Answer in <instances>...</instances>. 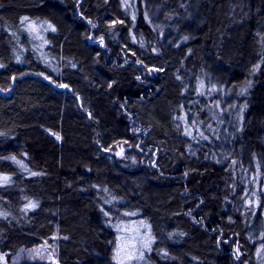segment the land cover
<instances>
[{
	"label": "trees",
	"instance_id": "16d2710c",
	"mask_svg": "<svg viewBox=\"0 0 264 264\" xmlns=\"http://www.w3.org/2000/svg\"><path fill=\"white\" fill-rule=\"evenodd\" d=\"M257 169L264 0H0V264L55 233L21 264H262ZM130 220L152 239L122 263Z\"/></svg>",
	"mask_w": 264,
	"mask_h": 264
},
{
	"label": "rangeland",
	"instance_id": "374dc122",
	"mask_svg": "<svg viewBox=\"0 0 264 264\" xmlns=\"http://www.w3.org/2000/svg\"><path fill=\"white\" fill-rule=\"evenodd\" d=\"M210 88H212V86H210ZM206 89L205 91L199 92L200 94H203L204 98H207L209 95L212 96L210 92H207L209 90V87L208 90ZM239 98H241V94L235 93V95H232L231 98H228L230 100H226L224 106L222 107H220L219 103L215 99L211 100L210 106L213 105L217 110L215 114L213 113L211 120H215V122H217L220 126L227 124V127H232L231 129L235 130V118L233 119L234 121H228V119L233 118V114L234 112L236 113L237 109H242V102ZM222 108L223 112L221 110ZM216 133L217 132H212V135L213 137L218 138V140L220 141V134ZM196 134V137H200L202 135L199 132H196ZM111 153L117 154L118 156L126 158L129 161H136L134 152H132L130 148L125 145L115 146V148L111 150ZM231 163L234 162L231 161ZM250 187L254 188V191L257 190L262 192L264 190V171H260L259 169L256 170L253 176V181H251L250 183ZM252 199L253 200H250L252 201L251 203L256 202L255 198ZM248 202L249 200L247 201V203ZM262 211L264 213V208L262 209ZM148 230V224L142 220H130L128 222H123V224L120 225L118 236L116 239L115 251V255L120 262L125 263V261L130 258H133L134 260L141 259L145 250L144 248L149 247V243L152 239L151 234L148 232ZM57 239L58 235L55 233L42 244L30 248L22 247L11 257L10 261L7 264H21V262L23 261H45L55 263L57 259ZM262 246L264 248V241ZM233 250L236 251L238 255L240 254L237 247H234ZM262 264H264V260Z\"/></svg>",
	"mask_w": 264,
	"mask_h": 264
},
{
	"label": "snow or ice",
	"instance_id": "6c2138e0",
	"mask_svg": "<svg viewBox=\"0 0 264 264\" xmlns=\"http://www.w3.org/2000/svg\"><path fill=\"white\" fill-rule=\"evenodd\" d=\"M53 30H55V29H53ZM58 139H59V137H57ZM14 159V158H13ZM33 175H35V173H33ZM5 180H7V177H5L4 178ZM31 207H35L36 205H34V204H32V205H30Z\"/></svg>",
	"mask_w": 264,
	"mask_h": 264
}]
</instances>
